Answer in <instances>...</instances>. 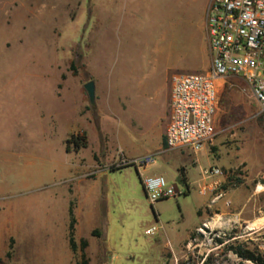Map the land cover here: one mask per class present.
<instances>
[{"label": "rangeland", "instance_id": "1", "mask_svg": "<svg viewBox=\"0 0 264 264\" xmlns=\"http://www.w3.org/2000/svg\"><path fill=\"white\" fill-rule=\"evenodd\" d=\"M209 2L0 0V264H76L80 238L75 231L73 252L67 211L75 183L97 170L89 168L94 152L104 159L118 153L106 170L118 167L121 149L153 154L154 162L143 176L127 165L78 182L80 192L91 185L98 191L105 213L96 241L86 238L92 242L85 248L88 264H200L214 241L199 236L186 248L180 239L202 225L200 211L220 212L230 198L227 193L210 205L211 196L199 192L211 166L230 162L221 168L239 181L228 192L242 186L264 204V120L237 76L217 80V133L207 146L186 148L184 158L176 149L156 152L169 120L171 76L208 67ZM88 79L95 84V110L83 87ZM77 131L88 142L79 152L66 141ZM179 164L189 190L175 170ZM159 166L185 193L149 200L142 179ZM86 229L80 222L83 236ZM225 229L226 243L203 264H256L241 261L228 245L264 253V232ZM235 233L240 237L230 240Z\"/></svg>", "mask_w": 264, "mask_h": 264}, {"label": "built area", "instance_id": "2", "mask_svg": "<svg viewBox=\"0 0 264 264\" xmlns=\"http://www.w3.org/2000/svg\"><path fill=\"white\" fill-rule=\"evenodd\" d=\"M205 30L209 52L207 69L203 72L175 73L170 79L169 120L163 131L166 149L189 148L198 151L213 140L217 133V80L229 76L244 80L259 106L258 116L264 120V0H210ZM153 162L152 155L135 159L122 155L117 166L131 164L144 168ZM233 176V170L211 166L204 170V177L208 181L199 186V192L211 194L210 205H214L227 196L230 186L236 185L237 178ZM142 185L151 202L184 193V190L169 184L162 175L146 176L142 179ZM230 204V198H226L225 206ZM217 213L213 212L207 221L197 226L186 242L185 247L189 248L195 245L199 236L205 237L209 245L214 241L216 247L204 249L205 255L200 264L212 251L226 243L222 241L226 227L236 229L233 221ZM216 216L220 224L210 226L209 223ZM239 237L235 233L230 240Z\"/></svg>", "mask_w": 264, "mask_h": 264}, {"label": "crops", "instance_id": "3", "mask_svg": "<svg viewBox=\"0 0 264 264\" xmlns=\"http://www.w3.org/2000/svg\"><path fill=\"white\" fill-rule=\"evenodd\" d=\"M163 138V135H162ZM163 141V139H162ZM88 145V142H87ZM208 145V144H207ZM205 145V146H207ZM164 146V143H163ZM162 145H158L156 152L157 153H163L166 148H163ZM167 150V149H166ZM172 150V149H171ZM174 150V149H173ZM179 151V154L183 156L184 158V149H176ZM79 152V151H78ZM125 158L127 159H135L138 157L150 155L147 153H127L124 149H121L119 151ZM153 155V154H152ZM95 156V158H94ZM118 158V153L112 155L111 157H108L107 159L101 158L100 153H92V159H93V166L89 168L94 169L97 168V170L94 171V176L86 179H79L75 183V199L73 202L74 207H73V212L75 215L76 223H75V231L78 234L79 238H84L87 241V246L88 244H91V240H87V237H90L92 241H96V235L92 234V231L101 228L99 224H101L102 219L105 216V213H103V198L101 195H99L98 191L95 190L94 187L89 186L88 188H84L81 190V192L78 189V182H81L83 180H88L94 181L96 180L97 177V172L101 171V173H107V171L104 169L108 161L110 160H115ZM230 163V162H229ZM227 166H221L224 168H228L229 164ZM160 169L154 175H162L165 173V170L159 166ZM231 167V166H230ZM139 171L140 176L145 175V167L144 168H136ZM175 170L179 172L180 178H181V172L183 173V177L185 178V183L184 185L186 186L187 190H189V178L186 175V169L182 164H179L178 167H175ZM78 173V172H77ZM82 175V173H81ZM152 175V174H150ZM149 176V175H146ZM80 177V176H79ZM202 181V180H201ZM184 190V189H183ZM185 193V190H184ZM229 195H230V201L231 204L230 206H225V205H219L216 209H218L220 212H218V215H223V218L229 221L234 222V227L236 229H242L244 231H251V233H256V232H264V204L258 203V201L252 197V195H247L244 191L242 186H238L236 188L230 189L229 190ZM208 195L211 196V194L207 193ZM213 211L211 209H207L205 213H202L201 211L199 212V216L202 218V222H205L209 219ZM80 222L84 223V225L87 227L86 233L83 236L81 231H80ZM75 231H74V236H75ZM189 230L186 231V234L184 237L180 239V242L183 240L186 241L189 238ZM102 236L104 240V234L102 231ZM87 248V247H86ZM163 249V248H162ZM165 249L162 250V255L164 253Z\"/></svg>", "mask_w": 264, "mask_h": 264}, {"label": "trees", "instance_id": "4", "mask_svg": "<svg viewBox=\"0 0 264 264\" xmlns=\"http://www.w3.org/2000/svg\"><path fill=\"white\" fill-rule=\"evenodd\" d=\"M66 141L72 144L74 151H79L81 148H85L87 146V137L84 131H77V132L71 133L69 138ZM127 165H131V164H125V165L118 166V167H115L113 165L110 167V171L120 169ZM180 180L185 183V178L183 177L182 172H181ZM236 180L239 181L238 178ZM73 207H74V204L72 201H70L68 205V211H67L68 219H69L67 233H68V243H69L70 249L73 252H75L78 245L74 237L76 219H75V215L73 212ZM92 234L96 235L97 231L93 230ZM79 247L81 250V255H80V259L76 262V264H88L89 261L85 254V248L87 247V241L84 238H81L79 240ZM228 249L232 250V252L236 254L238 257H240L242 260H250L256 264H264V253L259 252L255 248H248L246 246H243L242 244H237V245L229 244ZM239 264H243V263L240 262Z\"/></svg>", "mask_w": 264, "mask_h": 264}, {"label": "water", "instance_id": "5", "mask_svg": "<svg viewBox=\"0 0 264 264\" xmlns=\"http://www.w3.org/2000/svg\"><path fill=\"white\" fill-rule=\"evenodd\" d=\"M86 94H87V98L88 101L90 103V106L93 110L96 109V104H95V84L94 81L92 79H88L84 85H83Z\"/></svg>", "mask_w": 264, "mask_h": 264}, {"label": "bare ground", "instance_id": "6", "mask_svg": "<svg viewBox=\"0 0 264 264\" xmlns=\"http://www.w3.org/2000/svg\"><path fill=\"white\" fill-rule=\"evenodd\" d=\"M258 189L259 190L263 189V186L259 185ZM209 224H210V226H215L217 224H220L219 221H218V217L216 216L215 218H213Z\"/></svg>", "mask_w": 264, "mask_h": 264}]
</instances>
